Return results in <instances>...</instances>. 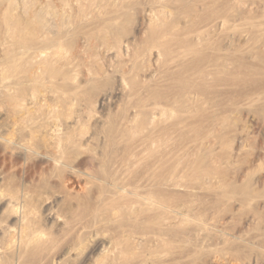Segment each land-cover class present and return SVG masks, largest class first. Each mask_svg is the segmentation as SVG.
I'll use <instances>...</instances> for the list:
<instances>
[{
    "label": "rangeland",
    "instance_id": "obj_1",
    "mask_svg": "<svg viewBox=\"0 0 264 264\" xmlns=\"http://www.w3.org/2000/svg\"><path fill=\"white\" fill-rule=\"evenodd\" d=\"M19 261L264 264V0H0Z\"/></svg>",
    "mask_w": 264,
    "mask_h": 264
},
{
    "label": "bare ground",
    "instance_id": "obj_2",
    "mask_svg": "<svg viewBox=\"0 0 264 264\" xmlns=\"http://www.w3.org/2000/svg\"><path fill=\"white\" fill-rule=\"evenodd\" d=\"M139 146H140V145H139ZM130 149H131V147H130ZM126 152H127V151H126ZM152 152H153V151H152ZM45 153H46V152H45ZM60 155H61V154H60ZM52 156H53V155H52ZM108 162H109V161H108ZM124 170H125V169H124ZM72 179H73V178H72ZM73 184H74V183H73ZM126 191H127V190H126ZM146 201H147V200H146ZM150 202H151V201H150ZM25 218H26V217H25ZM76 220H77V219H76ZM73 230H74V229H73ZM77 231H78V230H77ZM28 233H29V232H28ZM31 233H32V232H31ZM31 237H32V236H31ZM36 237H37V236H36ZM39 237H40V236H39ZM74 239H75V238H74ZM40 240H41V239H40ZM54 243H55V242H54ZM35 246H36V245H35ZM38 246H39V245H38ZM43 246H44V245H43ZM36 247H37V246H36ZM36 247H34V248H36ZM38 248H40V247H38ZM38 248H36V249H38ZM42 248H43V247H42ZM38 250H40V252H41L42 249H38ZM38 250H37V251H38ZM68 250H69V249H68ZM40 252H38V253L36 252V253H37V254H41ZM48 253H49V252H48ZM55 253H56V252H55ZM30 254H31V253H30ZM32 254H33V253H32ZM42 254H43V253H42ZM34 255H35V254H34ZM45 255H49V254H44V256H45ZM35 256H36V255H35ZM42 256H43V255H42ZM33 257H34V256H32V258H33ZM39 257H40V256H38V257H34L33 259L38 258V260H39ZM20 258H21V257H20ZM30 258H31V255H30ZM43 258L45 259V257H43ZM43 258L41 257V259H43ZM23 259H24V258H23ZM28 259H29V257H28ZM41 259H40V260H41ZM48 259H49V258H48ZM19 260H21V259H19ZM31 260H32V259H31ZM42 261H43V260H41V263H42ZM26 262H27V261H26ZM26 262L23 261V263L27 264ZM29 262H30V261H29ZM23 263H22V261H21V264H23ZM19 264H20V261H19ZM30 264H31V263H30Z\"/></svg>",
    "mask_w": 264,
    "mask_h": 264
}]
</instances>
